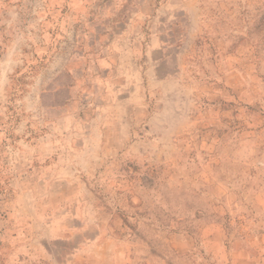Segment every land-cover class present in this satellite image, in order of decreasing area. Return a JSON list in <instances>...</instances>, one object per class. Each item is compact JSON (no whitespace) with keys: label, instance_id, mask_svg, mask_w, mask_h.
Listing matches in <instances>:
<instances>
[{"label":"rangeland","instance_id":"rangeland-1","mask_svg":"<svg viewBox=\"0 0 264 264\" xmlns=\"http://www.w3.org/2000/svg\"><path fill=\"white\" fill-rule=\"evenodd\" d=\"M0 264H264V0H0Z\"/></svg>","mask_w":264,"mask_h":264}]
</instances>
